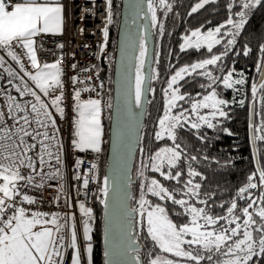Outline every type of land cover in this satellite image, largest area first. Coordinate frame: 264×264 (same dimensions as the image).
Returning <instances> with one entry per match:
<instances>
[{"label":"snow or ice","instance_id":"6c2138e0","mask_svg":"<svg viewBox=\"0 0 264 264\" xmlns=\"http://www.w3.org/2000/svg\"><path fill=\"white\" fill-rule=\"evenodd\" d=\"M211 0H201L192 9L195 13L203 8ZM111 4V0H108ZM162 9L170 11L172 5L168 0H158ZM238 6L240 11L234 13L238 20H233L230 16L227 21L213 30L202 33L197 29L183 37L180 46L181 51L187 49L199 50L206 46L208 53L213 52L214 45L221 44L222 29L224 35L230 37L221 54H212L210 58L203 59L191 65L181 67L167 82V89L164 96L167 97L166 106L162 117L158 120L159 130L155 132L154 138L157 141H171V146L160 147L154 155L150 156V164L147 166L153 173H159L164 180L181 183V176L184 174L179 169V162L187 153L181 147L178 140V130L190 125L191 129L199 131L203 126L208 129L219 127L224 120L231 119L229 111L226 109L230 103H239L244 106L245 101L235 99L231 102L219 97L215 90L217 82H221L226 89L239 91L236 86L246 84L243 73L240 78L233 79L234 69L222 77L214 76L211 71H203L199 75L207 77L209 83L201 85V88L212 89L208 94L203 95L200 100H192L180 92L179 81L185 80V75L196 73L197 70L207 69L208 66L217 65L223 56H227L228 51L237 43V37L244 29L248 21V13L258 6H264V0H231L228 4L229 10ZM63 5L59 0H20L12 3L11 0H0V51H3L11 61L15 62L20 72L12 69L4 55H0V69H3L8 77L9 84L13 80H19L14 88L21 97L30 96L33 99L21 103L10 91L0 90L6 97L7 116L13 121L9 126L4 119L5 112L0 110V264H64V256L69 249L72 250L71 264H82L81 247L78 243L75 213H48L33 211L24 205H34L38 200L28 195L23 189H36L37 191L47 187H52L50 182L57 181V196L54 203L59 206L63 199L69 203L68 194L65 192V174L63 171V143L59 137V127L57 126V116L53 115V110L63 119L65 109L63 91V69L60 60L53 63L41 64L37 58L34 47L36 37L40 33L62 34L63 28ZM149 11H151V21L155 26L158 24L156 8L153 0H149ZM109 22L111 15L109 13ZM161 34L164 31L163 25L159 24ZM105 42L101 45V51L107 45L108 28L103 29ZM23 51L30 63V69L25 66L21 55L16 48ZM63 48L64 45H58ZM261 56L256 71L260 75L258 83L251 84L252 112L249 121L251 146L253 156L258 157L259 148L257 142H264V115L259 123L256 122L257 110L256 102L259 101L261 110L264 111V94L257 95L264 90V45L259 49ZM251 49L246 48L243 55L247 56ZM148 55L146 41L141 40L139 46V60L142 68L145 58ZM75 68V65H72ZM222 71V69H220ZM84 71H89L85 69ZM23 73L21 75L20 73ZM98 75V73H97ZM27 78V79H25ZM90 79V77H89ZM143 75L140 68L136 70L135 81V102L141 103L142 96L146 89L143 86ZM73 84H82L84 81L79 77L72 78ZM99 87H103L101 83ZM93 88L84 87L74 90L75 119L73 121V140L71 141L74 150L85 152L91 150L96 153L101 152L102 125H101V100L81 99L82 92L93 91ZM199 95V94H198ZM191 100V109H184L178 101ZM180 108L178 113L173 114V110ZM209 110L207 115H201L200 110ZM190 113H196L193 120ZM223 132L231 136L233 133L227 128H221ZM201 140L205 137L200 136ZM197 160L196 156L190 158ZM207 159V157H205ZM83 163L77 160L75 167L78 169ZM39 165V168L37 167ZM47 168V171L45 169ZM97 168L92 164L89 171ZM257 172L248 178V183L239 188L237 199L248 200L245 207L240 209V214H236L238 208L237 199L230 202L226 209V215L213 216L207 211L208 200L211 196L200 198V183H194V177L202 174L188 164L187 176L189 179L183 183L179 189L182 197L192 199L176 198L175 192L169 190L158 179L148 180L144 171L140 172V177L146 182L142 185V192L139 201V216L143 222L146 218L147 232L151 240L158 249L174 257L186 258L201 264L205 258L212 261L213 256L207 257L194 254L187 250L185 245H196L197 249L204 252H215L223 259H219L215 264H262L264 262V167L257 159ZM23 169L27 170L25 174ZM175 170V172L173 171ZM258 173L259 183L254 182ZM76 180H81L84 189L88 188L89 179L86 176L76 174ZM261 189V195L253 199L251 195H246L253 189ZM79 191V190H78ZM103 196H108V177L104 178ZM159 197L160 201H170L181 208V213L191 217L188 223L181 226L175 224L168 216L167 208L160 203L152 204L145 199V194ZM88 195L87 191L83 193ZM204 207H197L195 202ZM257 200L260 206L257 207ZM107 209L108 203L103 201ZM219 207L224 208L223 204ZM255 209V211H250ZM79 212L82 220V240L84 244V255L87 264H92V227L90 221L93 219V210L86 207L85 203H79ZM243 218V219H242ZM220 221H224L223 224ZM218 226V227H217ZM211 229V230H209ZM186 237H190L186 239ZM129 241L125 252L136 251L132 247L130 234L126 237ZM105 242H109L106 234ZM106 256H111L109 251ZM132 259L138 260L139 257ZM128 264H131L129 261ZM150 264H180L179 260L170 259L167 256H157Z\"/></svg>","mask_w":264,"mask_h":264},{"label":"trees","instance_id":"16d2710c","mask_svg":"<svg viewBox=\"0 0 264 264\" xmlns=\"http://www.w3.org/2000/svg\"><path fill=\"white\" fill-rule=\"evenodd\" d=\"M201 0H168V3L172 5L170 11L162 9L158 0H155L156 14L158 17V24L156 28V59L153 72V80L151 87L150 100L148 105V113L144 130L142 133L141 145L137 155L136 164L133 171V178L136 180V184L132 186V208L136 211L137 204L140 201L142 192V185L146 182L140 177V172L144 171L148 180L155 178L160 180L165 187L170 191L175 192L176 198H185L192 203V199L188 197H182L179 189L183 183L186 182L189 177L187 176V168L190 163L192 168L202 174L194 177V183H200L201 189L200 198H206L211 196L212 199L208 200L207 211L213 216L226 215V209L230 202L237 199V193L239 188L245 186L248 183V178L253 173L257 172L255 156H253L251 140H250V110L253 103L251 84L258 82L259 73L256 71V67L259 64V57L261 53L259 51L261 45H264V6H258L248 13V21L237 37V43L229 49L227 56H223L222 60L217 65L208 66L207 69L197 70L196 73L191 75L186 74L185 80L179 81L180 92L186 97L190 95L192 100H200L203 95L208 94L212 89L201 88V85H207L209 83L207 77L199 75L198 73L205 70L211 71L214 76L222 77L234 69L233 79L240 78V73L246 80V84L236 86L239 91L233 89H226L221 82H217L215 90L219 94V97L229 102L244 100L243 107L239 103H230V106L226 109L229 111L231 119L224 120L222 124L215 129H208L203 126L199 131L191 129L190 125H186L185 128L178 130L177 143L181 144L182 149L186 156L182 157L179 162V169L184 173L181 176V183L176 181L164 180L159 176V173H153L147 166L150 164L149 157L154 155L160 147L171 146V141L163 140L157 141L154 138L155 132L159 130L158 120L162 117L163 111L166 106L167 97L164 96V90L167 89V82L171 76L175 74L181 67L191 65L199 62L203 59L210 58L212 54H221L224 52V47L229 36L224 35L225 29H222L221 44L214 45L213 52L208 53L206 46L199 50L187 49L185 51L180 50V46L183 43V37L190 35L194 30H201L202 33H206L208 30H213L216 27L224 24L231 16L233 20H238L239 17L234 13L242 10L238 6H234L231 10L228 8V4L231 0H211L203 8L197 12L192 13L191 9ZM112 5L115 6V22L110 30L109 36V48L112 58L114 57L115 39L119 18V6L120 0H112ZM159 24L163 25L164 31L161 34L159 31ZM246 48L251 49L249 55H243ZM113 63V59H112ZM112 63L108 67H100L101 75L103 78L108 79L109 86L106 90L107 97L112 95ZM222 69V71L220 70ZM199 94V95H198ZM264 94V90L258 92V96ZM179 105H182L184 109H191V100L179 101ZM181 109L176 108L173 110V114L178 113ZM257 117L256 122L259 120L264 111L261 110L259 101L256 102ZM209 110L204 109L200 111L201 115L208 113ZM191 118L194 120L196 113H190ZM104 127V152L108 140V117L103 120ZM221 128H227L233 135L229 136L221 130ZM205 137L201 140L199 137ZM259 148V163L264 167V142H257ZM196 156L197 160L192 161L190 158ZM207 157V159H205ZM175 172V170H173ZM254 182L259 183L258 173ZM261 189H253L246 195H251L253 199H257L261 195ZM145 199L149 200L153 205L160 203L167 208L169 218L178 226L188 223L191 219L190 216L181 213V208L178 205L172 204L170 201H160L159 197L152 196L150 193L145 194ZM248 200L237 199L238 208L236 214H240V209L245 207ZM197 207H204L199 204V201L195 202ZM220 204L224 205V208L219 207ZM259 201L257 200V207H259ZM250 211H255L251 209ZM137 212V211H136ZM102 207L99 208L98 217L92 222V244H93V264H104V251L102 243ZM243 219V218H242ZM137 232L138 241L143 246L141 256L143 257L144 264H150L151 260L157 256H171L167 253L161 252L158 247L151 240L147 232V224L143 221V225H140L137 220ZM221 224L224 221H220ZM218 227V226H217ZM187 246V245H186ZM195 248L202 255L207 257L212 255V261L204 259L201 264H215L219 259H223L215 252L207 253L202 249H197L196 245L187 246ZM173 259H176L173 256ZM183 264L187 262L182 258H179ZM264 264V262H262Z\"/></svg>","mask_w":264,"mask_h":264},{"label":"built area","instance_id":"2783aa9c","mask_svg":"<svg viewBox=\"0 0 264 264\" xmlns=\"http://www.w3.org/2000/svg\"><path fill=\"white\" fill-rule=\"evenodd\" d=\"M12 3L20 2V0H11ZM66 17L65 27L62 34H38L40 57L43 62L53 63L60 60L63 69V91L64 102L63 107L65 109L64 118L61 119L53 110V115L57 116V126L59 127V137L63 143V171L65 174V192L68 194L69 203L66 204L63 199L60 200L59 206L53 201L57 196V181L50 182L52 187H45L42 190L36 189H23L28 195L34 196L38 203L34 205L24 206L33 210L48 213H75L76 215V229L80 242L82 240V217L79 212V203H85L86 207L93 210L92 222L99 215V208L103 207V201L106 199L101 189L103 188L102 178L105 168V155L103 150L100 153L93 152L91 150L80 152L74 150L71 144L73 140V121L75 119V103H74V90H79L84 87L93 88V91L82 92L81 99H100L103 104V109L110 108V101L105 99L107 87L109 81L103 78L101 75L100 67H108L112 63V55L109 48V36L113 23V8L112 0L111 4H108V0H66L65 1ZM109 13L111 15V21L109 22ZM108 28L107 45L101 51V45L104 44L105 38L103 36V29ZM63 44L61 49L58 45ZM16 51L21 55L25 66L30 69V63L23 51L20 48H16ZM0 55H4L7 60L5 67L11 66L12 69L20 72L19 66L11 61L9 57L5 55L3 51H0ZM72 65L76 67L73 68ZM89 69V71H84ZM98 73V75H97ZM23 75V73H20ZM76 76L84 83L73 84L72 78ZM90 77V79H89ZM7 73L0 69V90L10 91V94L17 98L21 103L27 100L33 99L30 96L21 97L19 93L15 91L14 85L19 84L20 81L13 80L12 84L8 83ZM27 79V78H25ZM103 87H99L100 84ZM0 110L5 112L4 119L9 126L13 121L7 116L6 97L3 92H0ZM82 160L83 163L77 169L75 167L77 160ZM97 165V168L89 171L91 165ZM39 168V165H37ZM22 171L27 173L26 169ZM47 171V168L45 169ZM76 174L86 176L89 179V185L87 189L83 188L82 181L76 180L74 177ZM79 190V191H78ZM87 191L88 195L83 193ZM83 264H87L84 260Z\"/></svg>","mask_w":264,"mask_h":264},{"label":"water","instance_id":"95a60500","mask_svg":"<svg viewBox=\"0 0 264 264\" xmlns=\"http://www.w3.org/2000/svg\"><path fill=\"white\" fill-rule=\"evenodd\" d=\"M153 6L155 7V0ZM151 16L149 0H120L104 173V177H108V207L106 209L103 204L101 216L104 264H128L129 261L131 264H144L141 256L143 246L138 241V213L132 208V186L136 184L133 171L148 113L156 59V28L152 24ZM141 40L146 41L148 48L141 71L146 91L141 103L137 105L135 81L136 70L140 67ZM257 159L255 157L256 164ZM106 234L108 243L105 242ZM129 234L132 247L136 251L125 252L129 243L126 237ZM106 251L111 253L110 257L105 255ZM136 256L139 257L138 260L132 259Z\"/></svg>","mask_w":264,"mask_h":264},{"label":"crops","instance_id":"0c3cea01","mask_svg":"<svg viewBox=\"0 0 264 264\" xmlns=\"http://www.w3.org/2000/svg\"><path fill=\"white\" fill-rule=\"evenodd\" d=\"M65 1L66 0H59V2L63 5V28H62V31L65 27V17H66V9H65ZM53 35H58V34H53ZM34 41H35V44H34V47H35V50H36V54H37V58L39 60V62L41 64H44L46 62H43L41 60V57H40V48H39V41H38V35L36 37L33 38ZM101 116H100V119H101V125H102V144H101V148L103 146V143H104V127H103V116H104V109H103V104H102V101H101ZM79 238H78V243L80 244V247H81V260H82V264L84 262V259H85V255H84V244H82L81 242H79ZM72 250L69 249L68 252L65 254L64 256V264H71V259H72ZM92 260H93V253H92ZM93 264V262H92Z\"/></svg>","mask_w":264,"mask_h":264},{"label":"rangeland","instance_id":"374dc122","mask_svg":"<svg viewBox=\"0 0 264 264\" xmlns=\"http://www.w3.org/2000/svg\"><path fill=\"white\" fill-rule=\"evenodd\" d=\"M112 8H113V23H112V26H113V24H114V22H115V6H113L112 5ZM119 9H120V6H119ZM140 68V70L142 71V68L141 67H139ZM179 102V101H178ZM202 110H204V109H201L200 111H202ZM208 113H204V115H207ZM196 117V116H195ZM107 118V115L105 116V119ZM195 120V119H194ZM104 146V145H103ZM103 146H102V148L101 149H103ZM102 178H104V176H102ZM138 209H139V203L137 204V213H138V223L140 224V225H143L144 223L141 221V218H140V216H139V212H138ZM143 221H145V223L147 224V222H146V218H144V220ZM209 230H211V229H209ZM188 238H190V237H186V239H188ZM80 242V241H79ZM185 247L187 248V250H189V251H193V253L194 254H199V255H202L198 250H196L195 248H191V247H187L186 245H185ZM169 255H171V254H169ZM204 256V255H203ZM170 259H173V256L171 255L170 257H169ZM176 259H174V260H179L180 262H182L178 257H175ZM182 259H184V260H186V261H190V262H187V264H196V262H194V261H191V260H188V259H186V258H182ZM85 261H86V258L84 259ZM87 262V261H86ZM180 264H183V263H180ZM186 264V263H185Z\"/></svg>","mask_w":264,"mask_h":264},{"label":"bare ground","instance_id":"6f19581e","mask_svg":"<svg viewBox=\"0 0 264 264\" xmlns=\"http://www.w3.org/2000/svg\"><path fill=\"white\" fill-rule=\"evenodd\" d=\"M112 65H113V63H112Z\"/></svg>","mask_w":264,"mask_h":264}]
</instances>
